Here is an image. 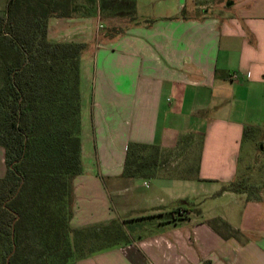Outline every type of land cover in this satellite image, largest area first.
<instances>
[{
    "label": "crops",
    "instance_id": "crops-1",
    "mask_svg": "<svg viewBox=\"0 0 264 264\" xmlns=\"http://www.w3.org/2000/svg\"><path fill=\"white\" fill-rule=\"evenodd\" d=\"M60 1L69 17L49 20L48 40L87 45L71 224L119 220L136 234L76 264H264V191L221 192L243 178L246 132L264 130V0H218L214 13L188 0ZM132 143L161 149L154 178L123 177Z\"/></svg>",
    "mask_w": 264,
    "mask_h": 264
},
{
    "label": "trees",
    "instance_id": "trees-1",
    "mask_svg": "<svg viewBox=\"0 0 264 264\" xmlns=\"http://www.w3.org/2000/svg\"><path fill=\"white\" fill-rule=\"evenodd\" d=\"M60 2L8 0L0 12V147L7 167L0 178V264H76L132 243L119 220L71 224L74 183L84 172L81 62L87 45L48 40L49 20L69 17L57 14ZM165 162L158 146L132 143L123 177L152 179ZM247 188L241 179L221 192Z\"/></svg>",
    "mask_w": 264,
    "mask_h": 264
},
{
    "label": "rangeland",
    "instance_id": "rangeland-1",
    "mask_svg": "<svg viewBox=\"0 0 264 264\" xmlns=\"http://www.w3.org/2000/svg\"><path fill=\"white\" fill-rule=\"evenodd\" d=\"M217 3L218 0H188L190 9L194 6L198 8L203 6L211 9L213 13ZM112 32L117 33L118 31L112 30ZM244 137L240 152L239 171L243 177V182L248 185V197H253V194L258 190L264 191V130L248 131ZM176 159H172L173 161L171 162L176 161ZM125 224L127 230L131 231L132 235L135 236L134 226L131 225V222Z\"/></svg>",
    "mask_w": 264,
    "mask_h": 264
},
{
    "label": "water",
    "instance_id": "water-1",
    "mask_svg": "<svg viewBox=\"0 0 264 264\" xmlns=\"http://www.w3.org/2000/svg\"><path fill=\"white\" fill-rule=\"evenodd\" d=\"M14 251H15V248H14ZM13 253H14V252H13ZM13 253H12V254H13ZM11 256H12V255H11ZM11 256L8 258V262H9V260H10Z\"/></svg>",
    "mask_w": 264,
    "mask_h": 264
}]
</instances>
